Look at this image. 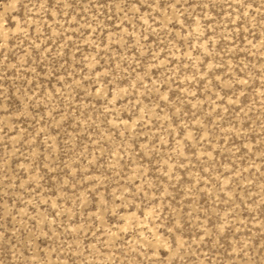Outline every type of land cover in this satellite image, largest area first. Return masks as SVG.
I'll use <instances>...</instances> for the list:
<instances>
[{"label":"rangeland","instance_id":"obj_1","mask_svg":"<svg viewBox=\"0 0 264 264\" xmlns=\"http://www.w3.org/2000/svg\"><path fill=\"white\" fill-rule=\"evenodd\" d=\"M0 264H264V0H0Z\"/></svg>","mask_w":264,"mask_h":264}]
</instances>
